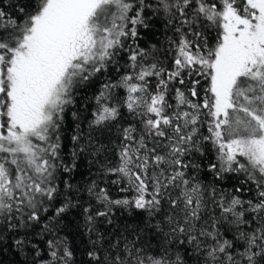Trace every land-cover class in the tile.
<instances>
[{"label":"snow or ice","instance_id":"1","mask_svg":"<svg viewBox=\"0 0 264 264\" xmlns=\"http://www.w3.org/2000/svg\"><path fill=\"white\" fill-rule=\"evenodd\" d=\"M77 205L79 264H264V0H0V251L78 264Z\"/></svg>","mask_w":264,"mask_h":264},{"label":"trees","instance_id":"2","mask_svg":"<svg viewBox=\"0 0 264 264\" xmlns=\"http://www.w3.org/2000/svg\"><path fill=\"white\" fill-rule=\"evenodd\" d=\"M8 0H5V7H7ZM159 39V37H158ZM116 75V73L112 72L111 69L109 73H105L103 77L100 79H95L94 82L84 83L78 85L73 90V105L69 106L65 113V128L67 129L66 135H71L73 131L74 121L71 116V112L77 111L81 116H87L90 113V110L95 106L94 105V94L98 93L100 90V85L105 82L106 79H111ZM85 173L88 172L87 164L80 170ZM95 178V170L93 169L92 176H81L74 175L72 179V183L83 186L91 179ZM228 183V182H225ZM81 204H84L85 201L88 200V196L86 193H81L79 197ZM60 201H57V205H59ZM86 206V205H85ZM54 209L50 208L47 214H44L45 217L52 215ZM127 215L125 213L121 216V219ZM48 222L45 219L41 225L37 226V229L42 227L43 223ZM59 234L61 236H65L69 242V244L75 248L76 250V260L79 264V261H86L87 257L83 255L88 245V236L85 233L83 227V215L82 208L80 205H77L75 208H70L68 212L63 214L61 218H59ZM39 239V237H37ZM7 244L8 241H5ZM28 258V250H25V253L22 254L19 250L15 248L4 247L2 251H0V264H24V261Z\"/></svg>","mask_w":264,"mask_h":264}]
</instances>
